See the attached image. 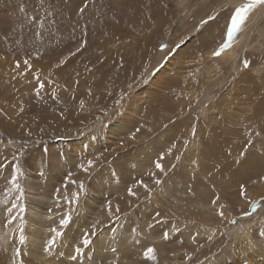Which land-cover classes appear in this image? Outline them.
<instances>
[{
    "label": "rangeland",
    "instance_id": "1",
    "mask_svg": "<svg viewBox=\"0 0 264 264\" xmlns=\"http://www.w3.org/2000/svg\"><path fill=\"white\" fill-rule=\"evenodd\" d=\"M229 1L0 0V27H30L32 45L109 51L113 68L92 77L116 87L114 101L107 91L94 100L96 81L85 75L93 61L76 56L71 63L83 65L74 87L59 80L66 69L59 61L27 48L0 54V169L10 179L1 186L0 242L12 225L2 217L5 204L24 203L12 215L21 235L11 250L21 255L4 257L0 247V262L34 264L25 245L31 224L45 257L55 238L54 247L64 240L73 256L107 253L99 264H264V5L229 42L235 12L248 0L227 15L236 7ZM146 125L157 127L141 146L138 128ZM49 173L53 193L43 189ZM29 177L41 183V195L55 197L43 208L47 216L25 217ZM88 205L103 223L86 214ZM104 229L113 232L106 241ZM150 247L155 259L145 257Z\"/></svg>",
    "mask_w": 264,
    "mask_h": 264
},
{
    "label": "bare ground",
    "instance_id": "2",
    "mask_svg": "<svg viewBox=\"0 0 264 264\" xmlns=\"http://www.w3.org/2000/svg\"><path fill=\"white\" fill-rule=\"evenodd\" d=\"M243 0H230L229 1V5H238V6H241ZM227 5V4H226ZM225 6V5H224ZM222 6V7H224ZM236 6L235 8L233 9H229V12L227 15H231L233 13V11L238 7ZM226 8V7H225ZM224 8V9H225ZM255 11L252 10L250 13V15H252ZM4 15H1L0 16V20L3 18ZM4 21H5V18H4ZM0 23L2 24V22L0 21ZM217 25V23L215 24H212V26H215ZM258 25V24H257ZM256 25V26H257ZM8 26H10V28H8ZM12 26V27H11ZM21 25L19 24H16V23H10L9 25L7 26H3V27H0V54H6L8 56H14V55H18V54H21L23 52V50L25 48H27V53H30L32 56H35V57H39L41 58L42 60L46 61L47 63H53L55 61H59L62 65H65L66 69L62 71V79L60 78V75L59 76V80L63 83V84H67L68 86H74L77 84V81H78V78H77V75H78V72H80V66H82L83 64L81 65H74L72 64L71 62L73 61H76V60H80V61H87L88 63L91 61H93V63H91V69L90 70H87L85 72V75L86 77L89 78V80H95L94 77H92V72H98V73H106V72H109V69L110 68H113V67H109V66H113L114 64L113 63H109L107 62V59H109V56H110V53L109 51L108 52H104L103 54H93V53H87V54H84V53H80V52H77V51H70L68 52V44L67 43H64V44H58V46H55L57 48H55L54 46L50 45L49 43H44V45L46 44L47 48L46 47H37L36 45H32V41H31V29L30 27L27 28V26H22L20 27ZM211 26V25H210ZM17 27V28H16ZM155 27V26H154ZM12 30L14 32V34L17 36H14L12 34V32L10 31ZM154 33V32H153ZM138 35V34H137ZM153 35V34H151ZM128 36V35H127ZM155 36V35H154ZM120 37V36H119ZM133 37V36H132ZM152 37V36H151ZM123 38V37H122ZM130 38V37H129ZM117 39V38H116ZM126 39V38H125ZM136 40V38H135ZM16 41V42H15ZM114 41V40H113ZM123 41V39H122ZM137 41L138 42H141L143 45H146L145 41L143 38H137ZM119 42V41H118ZM135 43V42H134ZM115 44V43H114ZM141 44V45H142ZM148 44V42H147ZM117 45V44H116ZM129 45V44H128ZM151 45V44H150ZM153 45V44H152ZM118 47L116 48H119L120 46L122 47L123 51L126 50L127 48H125L124 46H122L121 44L120 45H117ZM134 47L135 44H134ZM133 47V48H134ZM145 47V46H144ZM206 47V46H205ZM132 48V49H133ZM142 48V47H140ZM53 49V50H52ZM144 49V48H142ZM42 50H44L43 53ZM114 51V50H113ZM111 51V52H113ZM145 51V50H144ZM103 52V51H102ZM140 55L142 53V51L140 50L139 51ZM227 53V52H226ZM30 54H27V55H30ZM114 54V53H112ZM228 54V53H227ZM224 55V54H223ZM222 55V56H223ZM229 55V54H228ZM44 56H48L49 59L45 58ZM76 56V60H74ZM226 55H224L223 57H225ZM141 57V56H140ZM145 57V56H143ZM230 57H234L233 53L230 55ZM129 58V56H128ZM212 58V57H210ZM209 58V59H210ZM210 60H213V59H210ZM11 59L10 58H7L6 62H5V65H11ZM144 64V63H143ZM139 69V68H138ZM113 72L112 74H114L116 71H111ZM122 74L124 75V83L126 82L125 79H127V76H128V72L123 70ZM106 78L108 79V76H106ZM120 77H116L114 80H118ZM134 79V78H133ZM120 80H122V76L120 78ZM96 83L94 85V91L93 93H89L90 96L93 97V94H94V100L96 98H100V99H103L102 98V94L105 93V91H107V96H105L106 98H108L109 100L112 98V100L114 101L113 97L116 96L115 93H113L116 89L115 85H114V82H111L110 80H105V81H101V79L99 80H95ZM128 82V81H127ZM76 83V84H75ZM123 83V82H122ZM102 84H106V87L105 88H102V90H100L98 87H102L101 85ZM122 89V92L126 91L125 89H123V86H121ZM72 96V95H71ZM71 96L68 97V99H71ZM1 100L3 99L4 97V94H2L1 96ZM135 97V96H134ZM105 99V98H104ZM3 101V100H2ZM70 101V100H69ZM111 101V100H110ZM132 102V101H131ZM170 109L172 110L171 107L169 108H164L163 110L167 112V110ZM172 113V112H171ZM177 114V113H176ZM169 115V114H168ZM166 117L168 118V116L166 115ZM85 118V117H84ZM86 119V118H85ZM89 119V118H88ZM165 119V117H164ZM122 120V118H121ZM166 120V119H165ZM119 121V120H118ZM179 122V121H178ZM79 123V122H78ZM77 123V125H78ZM177 123V122H176ZM81 124V123H80ZM116 124V123H115ZM148 124V123H147ZM127 125H130L128 123H126L125 126ZM119 126V125H118ZM117 126V127H118ZM131 126V125H130ZM133 126V125H132ZM154 127V128H153ZM155 127H157L156 125H153V126H149V125H146L144 126L143 128L142 127H139L138 128V139L137 141L140 143L139 145L143 146L142 143L144 141V143H147L148 142V135L152 134L154 132V130L156 129ZM159 130V129H158ZM112 132V131H111ZM165 133L167 131H164ZM144 136H143V135ZM158 134V133H157ZM168 134V133H166ZM165 134V135H166ZM117 135V134H116ZM153 135V134H152ZM164 135V134H162ZM96 136V135H95ZM155 136V135H154ZM167 136V135H166ZM157 137V135H156ZM155 137V138H156ZM164 137V136H162ZM161 137V138H162ZM173 137V136H172ZM136 138V137H135ZM167 139V137H165ZM164 138V139H165ZM158 139V138H157ZM91 140V139H90ZM102 140V139H101ZM155 140V139H153ZM152 140V141H153ZM159 141H161L160 139H158ZM173 140V138L171 139ZM158 141V143H160ZM154 144H155V141H153ZM157 143V142H156ZM123 144V143H122ZM3 145V144H2ZM9 145V144H8ZM147 145V144H146ZM151 146V145H150ZM142 150V149H141ZM140 150V151H141ZM12 156V155H11ZM1 157V156H0ZM1 160V159H0ZM169 167V165H168ZM6 170V169H5ZM5 172V171H4ZM8 172L9 169H8ZM58 173V172H57ZM3 174V175H2ZM7 175V171L5 172V174L3 173V169H0V190L2 191L1 189V186L2 185H5L6 187V184H8L10 182V179H9V176H6ZM1 176H3L1 178ZM51 174L49 173L46 177V181L43 182L44 184V188L46 190V193H53L54 191L51 190L53 189L56 185L51 181ZM27 182H28V185H27V192H26V200H25V214L27 218H30V217H33V215H41V216H47V212L44 213V209L43 208H46L47 204H49V202H51L53 199L54 196H52L50 198V195L49 194H44V195H41L40 193V190H42L41 186H40V182H35L34 180H30L31 177L27 178ZM9 185V184H8ZM63 188V187H62ZM74 188V187H73ZM72 188V189H73ZM68 191H70L69 195L73 196L72 192H71V189L67 188ZM0 191V193H1ZM10 191V190H9ZM57 191V190H56ZM3 195H1V198H0V201L2 200V198L4 197V195H6V193H4L2 191ZM44 193V192H43ZM151 194V193H150ZM55 198V197H54ZM91 199V198H90ZM155 199V198H154ZM51 200V201H50ZM156 200V199H155ZM91 201H93V198L91 199ZM57 203L56 201H54V204ZM23 200H15V201H12L10 200L8 203L5 204V210L3 212H1L2 214V217L4 219H7L8 217H11V224L10 226H8V236L6 239H3V241L0 242V247L2 248L3 252L2 254H4L6 257L7 256H11L12 255V250H11V246L13 244V240H14V237L13 236H18V233H19V236L21 235V232L19 231L18 233L16 232V230L18 229L16 227V219H12V215H14L15 211H18L21 207H24L23 206ZM53 204V203H52ZM70 204H74L73 201H71ZM2 206V205H1ZM45 206V207H44ZM63 207H64V204H63ZM11 208V212L8 211V209ZM142 208V207H141ZM2 209V208H1ZM67 208H63L61 209V211L65 210ZM95 208L91 207V205H88V207L86 208L85 212L86 214H91V215H96L94 218L95 220L99 221L100 220H105V217L103 216V214L100 213V211H94ZM2 211V210H1ZM60 211V209H59ZM58 210H56L55 212H59ZM17 215V214H16ZM49 216H50V213H49ZM89 216V215H88ZM36 217V216H35ZM20 218V217H19ZM38 218V217H37ZM42 218V217H41ZM40 218V219H41ZM44 218V217H43ZM31 220V219H30ZM19 221V220H18ZM30 222V221H29ZM34 223V222H33ZM100 223H103V222H100ZM29 228H28V232H29V236L26 237V247H28L27 250H29V252L31 253L32 257L34 258V264H99L100 263V259L101 258H107V253L101 255L100 253L99 254H95L94 257H90L87 255L86 252H81V254H74V256H76V259L73 260L71 257L73 255H71L69 252H68V247L67 246L68 244L66 243V241L62 240V244L60 246L57 247V245L54 247L52 246L51 249H50V252L48 254V257H45L44 255L46 254H41L40 252H38L37 250V238H40V232L36 231L34 226L31 224L28 225ZM105 226V225H104ZM120 229V226L117 227L116 230ZM110 231H114V228H109ZM153 230V229H152ZM40 231V230H39ZM88 233V232H87ZM113 233V232H111ZM110 232H107V229H104L102 232H100V235H101V240L102 241H106V239H108L109 235H111ZM68 234V233H67ZM67 240V239H66ZM71 242V241H70ZM70 244V243H69ZM71 246V244H70ZM17 247V246H16ZM19 247V246H18ZM42 249V248H41ZM14 250V249H13ZM70 250V249H69ZM9 251H12L10 254H9ZM16 252V251H15ZM14 253V252H13ZM107 254V255H106ZM14 255L16 256V254L14 253ZM103 256V257H102ZM17 257V256H16ZM70 257V258H69ZM17 260V259H15ZM102 261V259H101ZM0 264H3L2 262H0Z\"/></svg>",
    "mask_w": 264,
    "mask_h": 264
},
{
    "label": "snow or ice",
    "instance_id": "3",
    "mask_svg": "<svg viewBox=\"0 0 264 264\" xmlns=\"http://www.w3.org/2000/svg\"><path fill=\"white\" fill-rule=\"evenodd\" d=\"M261 5H264V0H248V3L246 5L241 6L239 9L236 10L235 16H234V18L232 20L231 31L229 32V42H231V40L235 37L236 33L241 31V28L244 25V23L246 22L249 13L254 8H256L257 6H261ZM214 54L215 55H220L221 52L218 51V52H215ZM25 63H27V62H25ZM40 87L43 88L44 85L41 84ZM88 164H89V166H91L92 162L89 161ZM156 167L160 168L161 170H163L162 165L159 162L156 163ZM85 171H87V169H85ZM11 182H12V185H13L14 188L19 189L20 185L17 182V177L13 176ZM81 187H83V185H81ZM129 193L134 195V193L131 192V189H129ZM77 199H78V194H77ZM69 203H71V201H69ZM8 211L11 212V208H9ZM117 211H119L118 207H117ZM109 212L111 213V208L110 207H109ZM221 215H223V213H221ZM70 219H71V217L69 215L66 219H64L62 221V223L67 224L70 221ZM233 223H235V221H233ZM52 231L55 232V229H53ZM56 235H61V233L56 232ZM21 241H23V237H21ZM55 243H56L55 238H53L49 242L48 247L50 248L51 246H54ZM83 243L87 245V244L90 243V241L87 238H85L83 240ZM76 251L79 252V249H76ZM113 251H115V250H113ZM154 253H155V249L150 247V248H148L146 250L145 257L148 258V259H155ZM16 255L17 256L21 255L20 249L16 250ZM72 259L75 260L76 256H72ZM21 264H23L22 261H21Z\"/></svg>",
    "mask_w": 264,
    "mask_h": 264
}]
</instances>
